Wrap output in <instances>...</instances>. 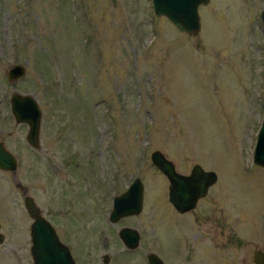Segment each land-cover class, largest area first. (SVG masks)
Instances as JSON below:
<instances>
[{
  "label": "rangeland",
  "instance_id": "obj_1",
  "mask_svg": "<svg viewBox=\"0 0 264 264\" xmlns=\"http://www.w3.org/2000/svg\"><path fill=\"white\" fill-rule=\"evenodd\" d=\"M264 0H209L200 30L179 32L152 0H0V264H33L19 181L75 264H256L264 251V168L252 163L262 120ZM21 64L22 78L7 69ZM41 111L40 149L10 118V92ZM217 181L178 213L150 154ZM143 183L139 214L110 221L114 198ZM124 226L140 235L129 250ZM189 258L185 260V254ZM109 260L103 263V256Z\"/></svg>",
  "mask_w": 264,
  "mask_h": 264
},
{
  "label": "water",
  "instance_id": "obj_2",
  "mask_svg": "<svg viewBox=\"0 0 264 264\" xmlns=\"http://www.w3.org/2000/svg\"><path fill=\"white\" fill-rule=\"evenodd\" d=\"M209 0H152L153 12L158 17H165L179 31L190 36L198 34L201 26L199 7L207 4ZM264 29V8L260 16ZM25 68L21 64L10 66L7 71L9 82L22 78ZM264 69V68H263ZM264 79V78H263ZM26 94H15L11 99L14 118L18 122L29 125L27 131V143L35 150L40 148L39 131L41 122V109L36 101ZM256 145L254 148L253 161L256 165L264 168V80L262 95V121L258 131ZM152 163L163 173L168 180V200L173 208L180 212H188L197 205L199 199L207 195L210 186L217 181V175L212 170H204L199 164L192 165L189 174H183L176 170L175 164L165 155L155 150L150 155ZM17 161L0 144V169L16 173ZM24 189V207L32 219L29 225L31 238L30 254L33 264H75L68 246L64 245L56 235L51 223L41 215L39 206L32 196L27 194V189L19 181ZM143 183L139 177L133 178L129 187L116 196L113 201L112 210L109 215L110 221L116 222L121 217L137 215L143 207ZM119 238L128 249H135L139 244L140 235L136 229L123 227L118 231ZM4 234L0 229V245L4 241ZM253 260L256 264H264V253L255 251ZM109 260L107 255L103 256V263ZM149 264H164L153 252L147 253Z\"/></svg>",
  "mask_w": 264,
  "mask_h": 264
},
{
  "label": "flooded vegetation",
  "instance_id": "obj_3",
  "mask_svg": "<svg viewBox=\"0 0 264 264\" xmlns=\"http://www.w3.org/2000/svg\"><path fill=\"white\" fill-rule=\"evenodd\" d=\"M15 94H21V93H18V92H10L9 93V95L6 97V99H7V101L6 102H8V106H7V110H8V113L10 114V118L13 120V122H14V124L16 125V126H22V127H24V128H26L27 129V131L29 130V125L27 124V123H25V122H18V121H16V119L14 118V115H13V112H12V106H11V99H12V97H13V95H15ZM24 95V94H23ZM26 95H29V96H31L32 98H33V96L31 95V94H26ZM34 99V98H33ZM35 101V100H34ZM38 104V103H37ZM41 116H42V114H41ZM40 125H41V122H40ZM26 131V132H27ZM28 133V132H27ZM27 133H26V136H27ZM39 134H40V132H39ZM40 136V135H39ZM25 139H26V137H25ZM39 140H40V138H39ZM28 141H27V139H26V143H27ZM5 143V140H3L2 138H0V144L2 145V147L3 148H5L7 151H9L10 152V154H12L13 152L12 151H10L9 150V148L7 147V145L6 144H4ZM40 143V142H39ZM28 144V146H31L29 143H27ZM32 147V146H31ZM33 148V147H32ZM40 149V148H39ZM37 150V149H36ZM14 155V154H13ZM15 156V155H14ZM16 158V157H15ZM16 161H17V159H16ZM187 174V173H186ZM17 186V188L21 191V192H23L24 191V189L23 188H21L19 185H16ZM27 189V193H28V188H26ZM194 210V209H193ZM42 213V212H41ZM187 213V212H186ZM180 214H184V213H180ZM257 251V250H256ZM259 251H262V250H259ZM189 252L190 251H188L186 254H185V260L187 259V258H189ZM263 253H264V251H262ZM162 261V260H161ZM148 262V261H147ZM164 263V262H163ZM165 264V263H164Z\"/></svg>",
  "mask_w": 264,
  "mask_h": 264
}]
</instances>
